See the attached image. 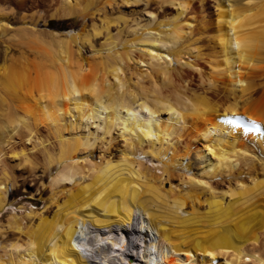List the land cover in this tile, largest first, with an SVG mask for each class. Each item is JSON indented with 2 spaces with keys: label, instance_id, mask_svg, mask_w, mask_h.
Segmentation results:
<instances>
[{
  "label": "bare ground",
  "instance_id": "1",
  "mask_svg": "<svg viewBox=\"0 0 264 264\" xmlns=\"http://www.w3.org/2000/svg\"><path fill=\"white\" fill-rule=\"evenodd\" d=\"M128 2L146 23L128 22L119 11ZM95 13L90 30L49 31L51 41L37 32L39 17ZM101 33L106 57L92 43ZM4 35L44 57L21 72L0 65V109L14 117L0 170L37 144L18 123L53 129L60 147L46 154L48 186L33 189L47 207L0 220V236H27L2 247L0 264H264V0H0ZM69 109L121 130L125 148L95 154L87 138L64 137ZM171 139L180 150L160 158ZM143 223L154 238L132 252L127 238Z\"/></svg>",
  "mask_w": 264,
  "mask_h": 264
},
{
  "label": "rangeland",
  "instance_id": "2",
  "mask_svg": "<svg viewBox=\"0 0 264 264\" xmlns=\"http://www.w3.org/2000/svg\"><path fill=\"white\" fill-rule=\"evenodd\" d=\"M137 3L135 4V3L131 2L129 4V2H128V3H125L127 5L119 4V11L121 10L120 12L122 14H124V15L126 14V17H128V20H129L128 22L131 25L134 22L146 23L148 21V13H146L144 11V9L142 8V6L139 2H137ZM168 10L169 9H167V11ZM97 14L100 15L101 12H98ZM97 14L95 13L92 16L86 15L84 18H82L81 15H79V14H71V15H67V16H57V17H39L37 20V24H36L37 32H38V34H40L39 36L41 39H46L48 41H51V40H49L50 39L49 33H48L49 31H57L63 35L67 32H73V33L77 32L78 33V32L82 31V25L83 24H85L86 29L90 30L91 29L90 26H91L93 21L99 23V18H98ZM102 15L103 14H101V16ZM107 16L110 17V11H107ZM15 25H17V26L21 25V22H16ZM112 30H113V33H116V29H114L113 26H112ZM120 33H121V36H120L121 40L122 39L124 40L125 37H130V34H128L126 31H121ZM105 38H106V36L104 33L98 34L92 38V43H93V47H95L97 50H101V51H99V54L106 57V55H107L106 50H107V47L110 46V44L105 45L106 44ZM70 44L72 45V48L74 50H76L75 49V48H77L76 44H74V42H70ZM95 48H94V50H96ZM5 50H6V52H5ZM21 50H23V54H25V56H27V58L20 56ZM80 53L91 56V54H92L91 47L84 45L82 48H80ZM11 56H12V59H10ZM43 57H44V55L42 53H39L33 49H28L26 47L19 46L16 43H14L13 41L7 40L5 35L0 37V65L4 63L3 61L5 58V61H6L5 64H7V65L11 64L10 68H13V69L17 68V71L21 72V69H22L21 67H25L26 65H32L33 63H35L34 61L36 59H37L36 61H39V59H41ZM20 58H23V60ZM24 59H26V61L28 60V62H26ZM31 59H33V60L35 59V60L32 62ZM130 64L132 65V68L135 66L133 63H130ZM19 66H20V70H19ZM0 90H1V88H0ZM74 111L75 110H73V109L72 110L69 109V113H68L69 116L68 115H67L68 117L65 116V118L60 122L61 124H64V123L66 124V125H64L65 128H63V130H62V134L64 137H69V136H70L69 138L78 137L82 141L87 138L89 140V142L92 143L91 150L95 154L100 152V153H104V154L109 153L112 156H118L120 154V152L123 150V148H125V142H124L125 136L121 135V130L119 131L118 129L113 127L110 130L106 131V128H104L105 126L103 125V123L100 119L88 118L87 114L86 115L84 114L82 117L79 118L76 111L75 112ZM71 112H73V114ZM3 115H5V114H3V111L0 109V118L2 119L0 121V147L6 144L8 137L10 136L11 133H13V131L10 132V130H12V128H13V126H11V124L13 125V122H14L13 121V119H14L13 115H10V116H7V115L3 116ZM158 115L162 120L167 118V113H165V112L161 111V112H159ZM101 117H103V116H101ZM77 118L79 119V121ZM19 125H20V127H19ZM66 126H69V127H66ZM21 127H22V124L18 123L17 129L20 128L19 130H22V131H24L26 129L25 130L26 133H28V131L32 130V131H30V132H32V133H30L31 140L35 141V142L37 141L36 142L37 144H35L34 147L29 151L28 156L26 158L27 160L24 159V160H21L19 162L20 166L17 165V166H14V168L12 166H9V167H6L7 169L6 168L4 169L6 171L0 170V180L5 178V176L7 178H9V180H8L9 181V184H8L9 189H8V194H7V203L5 204L3 209L0 210V220H2L4 223L6 222L7 217L11 214H16L17 216L22 217V216H26V214L29 212H31L33 214H37L47 207V203H45L42 199H39L38 196L33 191V189L35 186L38 188L42 187V186L44 188H46V186H48L49 181H50V174L45 171V166H46V162H47L46 157L48 154H52V155L54 154L53 156L55 157L57 155L56 152L58 153V150L60 147V142L58 141V138L55 137V134L53 133L54 132L53 129L48 128L47 131H41L38 128L36 130V128H33L32 125H28L25 127L23 126L24 128L23 127L21 128ZM40 141H43V145H44V147H46V148H44L45 151L42 149L43 145L41 146V144H39ZM57 143H58V145H57ZM179 143L177 142L176 139H175V141H174V139L173 140L171 139V141L169 143L165 141V145L162 147L163 150L159 154V155H161L160 158H163L164 156H166L168 158L170 156V154H172V151H174V150L178 151V149L180 150L181 144H179ZM45 144H47V146H45ZM156 144L158 145V143H156ZM48 145H49V147H48ZM32 150H35V151H32ZM46 150L47 151L49 150V151L46 152ZM36 151H37V153H36ZM164 153H166V155ZM31 154H32V157H29V155L31 156ZM29 158H30V160H29ZM145 161H146V164L150 166V168L153 172H155V173L157 172L156 174L161 173L162 167L159 163V160L156 159V157H154L150 153L149 154L146 153ZM185 161L188 162L189 160L185 159ZM194 166H195V164L193 163L192 167L194 168ZM153 167L155 170L153 169ZM25 169L28 173L25 171ZM194 169H198V168L196 167ZM25 173L28 174V176L30 175L29 178L31 180H28L26 178L27 175H25ZM31 177H33L34 179H32ZM174 182L177 183L178 185L184 184V185H186V187L189 186L186 183H180V181H178V180H174ZM30 183H34L33 186L30 185ZM24 223H25V226H27L29 224V222L26 219H25ZM136 224L139 225V224H141V222H138ZM142 226H143V228L141 229L142 231L141 230L140 231L135 230L132 233L135 236H129L127 238L128 244L127 243L126 244L128 246V250L130 249V251H132V252H133V250L136 253L141 252L144 249L143 246H146V242H149L154 238V235H152L150 233L147 234V232L149 230L146 227V223H143ZM114 230L115 229L113 228L112 230H109V231L112 233H116V235L122 234L120 231H117V230L114 231ZM121 236H125V234H122ZM133 237L134 238L136 237V239H135V243L137 244L136 246L134 243H132ZM26 239H27L26 235H21L19 237V235L15 234L13 231L8 232L4 236H0V253H3V249H2L3 246H9L12 242H14L16 240H18L20 242H24ZM147 244H149V243H147Z\"/></svg>",
  "mask_w": 264,
  "mask_h": 264
},
{
  "label": "snow or ice",
  "instance_id": "3",
  "mask_svg": "<svg viewBox=\"0 0 264 264\" xmlns=\"http://www.w3.org/2000/svg\"><path fill=\"white\" fill-rule=\"evenodd\" d=\"M252 123H253V125H254L255 122H252Z\"/></svg>",
  "mask_w": 264,
  "mask_h": 264
}]
</instances>
